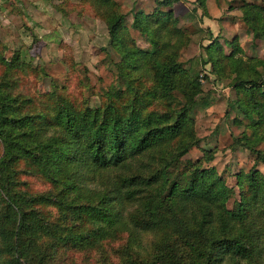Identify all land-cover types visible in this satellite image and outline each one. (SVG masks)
I'll return each instance as SVG.
<instances>
[{"label":"trees","instance_id":"obj_1","mask_svg":"<svg viewBox=\"0 0 264 264\" xmlns=\"http://www.w3.org/2000/svg\"><path fill=\"white\" fill-rule=\"evenodd\" d=\"M154 1L149 14L132 12L143 48L116 0H81L117 55L106 56L115 81L99 92L87 94L81 80L84 95L65 82L30 89L40 73L0 50V264H63L67 252L90 249L100 264H264V60L244 58L237 37L224 52L208 30L202 63L218 81L230 78L225 116L245 128L235 147L255 156L235 173L229 209L234 190L209 165L213 150L181 159L200 142L194 111L207 97L200 73L180 60L190 32L178 25L179 0ZM205 2L191 10L202 9L200 20ZM235 10L264 40V3L242 0Z\"/></svg>","mask_w":264,"mask_h":264},{"label":"rangeland","instance_id":"obj_2","mask_svg":"<svg viewBox=\"0 0 264 264\" xmlns=\"http://www.w3.org/2000/svg\"><path fill=\"white\" fill-rule=\"evenodd\" d=\"M116 1L125 15L129 35L138 46L148 47L144 37L131 26L132 12L142 10L149 14L156 6L155 1ZM241 1L206 0L208 15L201 20L200 7L197 8V14L191 13L196 5L194 0H179L173 8L179 18L178 25L190 32L189 43L183 48L180 60L190 64L195 73H200V83L207 97L206 103L199 104L194 111L195 130L200 142L181 159H203V150H213L214 159L209 165L222 173L227 186L234 190L227 201L229 209L238 199L235 173L239 170L248 171L255 156L247 149L235 147V137L245 128L232 123L225 116L230 100L235 98L230 78L218 81L213 74L208 73L209 64L204 65L202 60L205 58L203 47L209 43L208 30L215 34L213 36H218L224 52L230 50L224 40L237 37L243 47L244 58L264 60V40L254 39L241 19L237 20L240 11L235 9ZM245 1L264 3V0ZM229 3L231 9H228ZM0 50L7 60L15 53L19 54L26 70L33 68L40 73L36 82L30 78V89L35 87L40 93L49 90L53 82H65L73 94L79 95L81 91L84 95L79 80L89 85H85L87 94L88 87L92 92L94 89L99 92L102 86L106 88L115 81L106 56L109 53L111 58L117 59V55L108 46L106 24L90 5L81 0H0ZM258 69L262 71V67ZM206 74L207 78L204 76ZM97 100L92 99V102ZM229 115L233 118L236 113L230 112ZM257 168L264 174L263 163H258ZM35 187L42 188L43 185L37 183ZM101 254L99 250L92 249L87 253L72 250L65 254L63 264H100Z\"/></svg>","mask_w":264,"mask_h":264},{"label":"crops","instance_id":"obj_3","mask_svg":"<svg viewBox=\"0 0 264 264\" xmlns=\"http://www.w3.org/2000/svg\"><path fill=\"white\" fill-rule=\"evenodd\" d=\"M238 15V14H237ZM238 20V19H237Z\"/></svg>","mask_w":264,"mask_h":264}]
</instances>
